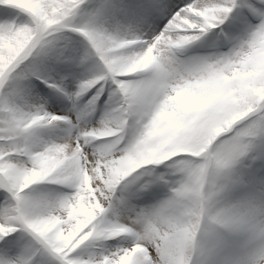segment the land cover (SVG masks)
<instances>
[{
    "label": "clouds",
    "instance_id": "obj_1",
    "mask_svg": "<svg viewBox=\"0 0 264 264\" xmlns=\"http://www.w3.org/2000/svg\"><path fill=\"white\" fill-rule=\"evenodd\" d=\"M0 264H264V0H0Z\"/></svg>",
    "mask_w": 264,
    "mask_h": 264
},
{
    "label": "bare ground",
    "instance_id": "obj_2",
    "mask_svg": "<svg viewBox=\"0 0 264 264\" xmlns=\"http://www.w3.org/2000/svg\"><path fill=\"white\" fill-rule=\"evenodd\" d=\"M54 109H55V105H53Z\"/></svg>",
    "mask_w": 264,
    "mask_h": 264
}]
</instances>
